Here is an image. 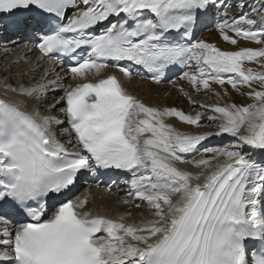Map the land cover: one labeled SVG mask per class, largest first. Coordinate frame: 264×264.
Instances as JSON below:
<instances>
[{
  "label": "bare ground",
  "instance_id": "bare-ground-1",
  "mask_svg": "<svg viewBox=\"0 0 264 264\" xmlns=\"http://www.w3.org/2000/svg\"><path fill=\"white\" fill-rule=\"evenodd\" d=\"M218 7L220 9L221 4ZM21 19V15H0V41ZM204 20L206 36L198 47L201 56L198 69L194 75L179 80L175 88H171L169 81L153 85L139 76V73L122 68H91L82 74H69L57 62L43 60L33 47L21 43L17 38L7 40L3 44L5 49H0L1 99L32 115L42 126L56 132L61 140L71 141L75 148H78V144L73 133L67 129V112L63 104L69 90L86 82L97 84L99 80L113 76L132 96L130 121L133 124L126 128V132L140 145L148 148L145 154L153 155L148 161L152 167L136 168L132 171V180L136 182L116 191H109L96 184L90 191L88 188L83 189L87 196V208L81 213L86 217H105L108 221L100 235L113 242L115 252L105 253L104 264H131L138 252L142 255L145 253L142 249L130 253L121 252V243L125 244V241L130 240L122 237L124 228L153 229L159 224L165 228L168 223V230L179 212L188 207V204L184 205L183 198L194 191L192 187L197 179H191L192 173L203 168L194 158V153L202 154L207 147L218 148L219 143L225 140L232 146L217 155L215 164L208 166L205 174L224 169L230 160H234L249 174L254 173L256 165H253V159H264V139L256 142L249 137L244 145L237 146L238 136L243 139L240 136L242 132L254 130L259 121L264 122L257 115L264 113V47L256 42L255 35L251 38L239 36L240 28L235 25L214 29L213 18L206 16ZM14 71L17 72L16 75H13ZM204 93L208 94L200 96ZM197 103H200V108L192 110L191 106ZM244 123H247V127L240 129L239 134L234 133ZM200 129L217 131L198 132ZM159 151L168 154L171 163L164 161ZM192 164H199V167H193ZM183 166L186 170L181 178L176 172ZM155 167L160 168L158 171L161 176L170 172L173 180L168 181L174 187L182 184L180 189L177 191L174 188L173 191L166 187L155 188L159 185V174ZM254 177H257L256 174ZM142 180H147L148 184L143 185ZM263 183H257L261 197L264 196ZM248 188L250 187L246 189ZM158 195L163 196L161 202L158 201ZM150 199L155 201V205L140 208L143 203H149ZM246 200L248 199L245 198L244 202L249 212L252 209V213L248 212L245 218H258L264 231L262 201L258 202L256 199L255 204L250 207ZM9 233L10 229L0 223V242ZM154 234L157 235L155 231H151L147 235L148 239ZM160 240L158 237L145 243V248ZM103 243L105 244V240ZM107 258L110 259L109 262Z\"/></svg>",
  "mask_w": 264,
  "mask_h": 264
},
{
  "label": "rangeland",
  "instance_id": "rangeland-1",
  "mask_svg": "<svg viewBox=\"0 0 264 264\" xmlns=\"http://www.w3.org/2000/svg\"><path fill=\"white\" fill-rule=\"evenodd\" d=\"M261 5H262V6H261V11L264 12V0H261ZM8 39H9V38H8ZM6 40H7V39H6ZM3 44H4V40H3V42L0 43V49H1L2 51H3V49H5L4 46H3ZM10 52H11V51H9V53H10ZM15 73H17V72L14 71V72H13V75H14ZM15 75H16V74H15ZM171 86H172L171 88H175V85H174V84H171ZM207 94H208V93H204L203 95H200V96H203V97H204V96H206ZM61 95H63V92H61ZM203 131H204V130H203ZM228 146H229V145H227V144H222L220 147L226 148V147H228ZM218 149H219V148H218ZM251 191H252V193H254V189H253V188L251 189ZM134 232H137L138 235H144V232H146V230H139V231L134 230ZM138 232H139V233H138ZM141 233H142V234H141ZM139 241H140V243H138ZM142 241H143V239L141 240V238H140V239H136V240L134 241V243L136 242L137 244H139V245L141 244V245H142V244H143ZM141 245H140V246H141Z\"/></svg>",
  "mask_w": 264,
  "mask_h": 264
}]
</instances>
